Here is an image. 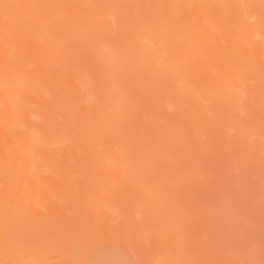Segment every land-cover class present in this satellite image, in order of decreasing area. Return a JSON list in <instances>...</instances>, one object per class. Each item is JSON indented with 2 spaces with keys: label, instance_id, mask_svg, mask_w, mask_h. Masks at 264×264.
Here are the masks:
<instances>
[{
  "label": "bare ground",
  "instance_id": "obj_1",
  "mask_svg": "<svg viewBox=\"0 0 264 264\" xmlns=\"http://www.w3.org/2000/svg\"><path fill=\"white\" fill-rule=\"evenodd\" d=\"M13 1L15 2V6H13L12 8H9V4L7 3L6 0H0V183L4 184L3 187H0V203L1 204H2L1 201L5 200L4 198L6 197V194H9L8 189L10 188V186L8 184H10L11 180H8L7 178L9 177L10 179H12V177L16 173L14 171L9 172L8 171V164H7L8 159L10 157H14L15 160H20L19 167L21 168L20 169L21 172L16 173V175L14 176L15 178L18 177V179H19V184L17 186L20 185L19 186L20 189L18 188L19 190L17 191V194L15 197H13V198L11 197L12 200L10 198V201L8 202L9 205H7V206L8 207L11 206L12 207L11 209H16L20 205L21 198H23L25 201H27V208L29 209L27 211L28 213L26 212V215H25V217L27 219H29V220L35 219L36 221H39V220L42 221V220H49V219L53 218L51 215L52 213L47 211V209H48L47 205H46V207H47L46 211L39 209V208L44 209V207H40V204H42L41 202H43V201L45 202L47 200L48 203L49 202L51 203L52 199H50L46 190L42 186H39L38 183L39 184H47L49 186H52L53 188H56V187L60 188V186L52 178V176H43V175L39 174V172L34 171V168H37L38 165L36 164L35 160L29 156H32V154H40V155L50 157L53 159V154L56 153V151L48 150V149L45 150V149H42L40 147H34V145L32 144L30 135H31V132L34 130H37L38 132H40L42 134L48 133L49 127H54L60 132H65V131L71 132L72 131L75 133V131L72 127V124H78V126L80 124L79 132L75 133V136H76L78 142L74 141V143L77 144V146H78V150H79V154H80L79 155L80 160L84 159V157L87 156V155H85V152L88 149L87 152L89 151L88 155L90 154V156H87L84 160H81V161L85 162V160L90 157L89 162L91 161L92 167H90V169L92 168V172H93V170L98 171L99 169L101 172V170L104 168V174L102 171L103 176H101V177H104L105 175L106 176L112 175L114 173V171L112 169L109 170L108 167L106 169L104 167L105 164L101 163V161L99 159V155L103 152H110V155L109 154L106 155L107 158L111 157V158H113V160L118 161L116 164L117 170L115 171L114 176H116L115 178H116V181L119 182V186H115L113 189H111L109 187H105V190L109 191L111 194H122V193H124V194H126V198H127V194L128 195L132 194V196H133V194H138L137 195V198H138L139 194H148V192H144L142 190L143 188H147L149 190V192H153V194H156L157 196L159 195L158 196L159 200L156 201V203L160 204V202L162 201L163 206H161V207H162V209L164 207L166 209V206H168V205H166L167 197L169 198L170 192L166 191L165 190L166 188L165 189H163V188H164V183L166 184V180L168 181V183L171 184V181L169 179L170 175H172V174L174 175L172 181H174V180L177 181V180H179V178H180V180L182 179L183 180L182 186L183 185L185 186V183H186L187 189H188L187 185H189V188H191L192 186L193 187L195 186L197 188V186H196L197 184L195 185V181H193L192 176L190 175L191 178H189L188 174H187V172L190 171L189 169H191V168H192L191 172L194 170L193 171L194 175L196 173V175H202L204 177L207 176L206 177L207 178L206 184L208 185V183L210 182L209 183V184H211L210 189H212L213 186L216 189V186H217L216 184L218 183V180L216 179V177H214V175L210 171H208V169L206 170V169L202 168L203 164L200 165L201 164L200 162H202V161H200L199 157L201 158L202 154L200 152L201 149L199 150L200 146H198V139H197L198 136L197 135H198L199 129L197 127L201 128L202 131L205 130V132H207L204 135L207 137V139L209 141L208 142V149H207L208 150L207 154H208L209 158H206V156H205V160H204V162L205 161L207 162V163H205L207 165V168L212 164L211 167L213 169L211 171L215 172L214 170L216 169V171H217V169H218L219 172H217L216 175L222 174V175H220V178H221V176L226 177V179H228V182H230V181L233 182V183L230 182L232 186H234L236 184L235 180H237L238 177L236 175H235V177H234V175H231L233 173L231 172L230 168L228 167L229 162H231L235 159L236 154H233V153H236V152L231 151L232 148L234 147V146H232L233 142H232V140H230V138L229 139H228V137L225 138V134H224L225 128H227L226 126H229L227 118H225V117L230 110L228 107L227 108L229 110L227 108H225L224 106H225V104L228 105L229 103L227 104L224 101L223 102L220 101L221 103H215L214 102V109L218 108V111L216 112V114L213 118H209L207 120L202 115V113L200 112L201 110L199 108H197V107L195 108L193 105H191V103H189L190 102L189 99L193 97L192 94L189 93V96L187 98L189 101L188 100L186 101V98H184V95H182V93L184 94V92L183 91L179 92L178 89L175 88L176 87L175 81L178 78L177 74L179 72L176 73V75H175L176 78H175V76L169 77L171 79V81H173L175 79L173 82L170 81L171 83H168L169 81H167L168 80L167 78L165 81H163V79L161 77V79H162V81H161V79H158L159 77H157V78L155 77V79H152V76L150 75V72L152 70L151 57H153V59L155 61V58H156L155 55L157 52L156 46L159 42L158 36H159L160 32H169V36L167 39H171V41H172L174 39L176 40V37H179V35L181 37L185 36L188 38L192 32L199 34V32L203 31L202 37H204V36L208 37V38L214 37L213 40L215 41V43L218 46L217 51L219 53V56H216V57L210 56L209 59L212 60V62L214 60H217L218 62L220 60H223V61L225 60L227 62L226 65H224L225 62L223 63L222 61H220L224 65V67H221L220 70L216 73L218 80L214 84L211 83L210 86L222 84L220 81V78H219L220 76H221V78L223 77L226 80L228 79L227 81H230L233 85H235L234 81H236V80H234L233 73L235 75L237 73V71L240 70L239 68H242V67L239 65H234V64L231 65L230 63H232L231 62L232 60L230 61L228 59L229 56L227 59H225L226 58L225 56H227L225 52H227L229 50L231 45H229L227 41L223 40L224 46L221 47V45H220L221 43L218 41V37H216L217 36L216 33L211 32L209 30V28L203 24L202 17L199 14L195 15V24H193L189 20V17L191 16V14H194L195 11L197 10L196 3L191 5L189 7V9H186V3H179V4L177 3L176 13L179 15V19L177 20L176 18L173 17V3L169 0H160V2H157V0H13ZM229 1L231 2V5L229 4L228 9L225 13V15H226L225 19L226 20L223 19L224 22L222 21V18H221L222 12H220L221 8L219 7V5H217V3L215 5L214 2L211 4L212 9L214 10V12H213L214 17L216 16L217 21L220 22L219 26H224V27L227 26L228 27V25H229L228 21H230L231 23L232 22L234 23L233 28H232L233 31L231 33L238 32L235 34L236 35H242V38L244 37L245 40L247 41V42L246 41L242 42V44L240 42L241 45L237 51L240 50V52H242L243 54H246V58H247L249 56L248 55L249 52L251 51L250 48H256L257 49L258 47L261 46V42H260L259 38H261V41H262V39L264 41V38H263L264 33L262 31V27L264 26V14L259 12V10L256 7H254V4H255L254 0H234V3L232 0H229ZM97 18H99V20H97ZM145 23L149 24V27L152 28V32H149V33L146 32L147 26H145ZM187 25H189V26L196 25V28L194 30H191ZM224 27H223V30H224ZM229 27H230V25H229ZM112 32H115L114 37L113 36L111 37ZM198 38H199V36H198ZM253 38H255V39L257 38L259 40V42L257 41L255 43H253V41H252ZM203 39H201V41H204ZM190 41H191V39H190ZM143 42L145 43V46L142 44ZM146 42H148V44H146ZM195 42L196 41H194V39H193V41L188 42V45L191 46ZM197 42H198V40H197ZM99 43H100V46H102V47L103 46L108 47V46H111L113 44H116L117 50H120L119 51L120 58L126 57L125 59L127 60V62H124L123 58L121 59L122 61H120L119 60L120 58H119L118 64L116 63V65H114V66L110 65L109 57L105 54L98 53V50L95 49L96 45H98ZM251 43H252V45L250 47ZM91 44H92V46L94 45V47H91ZM149 45H151L150 49H149ZM183 45L185 47L186 43ZM263 45L264 44H262V46ZM181 46H182V44H181ZM237 46H238V44H237ZM184 47H183V49H184ZM126 48L130 49V53L125 50ZM192 48H193V45H192ZM194 48H195V45H194ZM186 49H185V51L184 50H182V51L177 50L176 52H178V53H176L173 50L168 49V52L172 53V54H177V55H175V59L177 58L178 61H180L183 59L182 57H184L185 55L187 56L186 53H188V52H186ZM189 50L191 52V50L193 51L194 49H191V47H190ZM198 50L199 49H197V51ZM230 50L233 51V48H231ZM253 50L254 49H252V51ZM194 52L196 53V50ZM223 52H224V54H223L224 58L222 56H220L221 53H223ZM154 53H155V55H154ZM192 54H193V52H192ZM238 54H239V52H238ZM250 54H252V52ZM254 55H257V54L254 53ZM254 55H253V58H254ZM230 56H231V53H230ZM235 56H236V54H235ZM256 58H257V56H256ZM206 61L207 60H205V62H204V60H203V62L202 61H195L193 63V68L196 67L197 64L206 63ZM209 62H211V61L208 60V64H209ZM256 62L257 61H255V63ZM234 63H235V61H234ZM261 63H263V62H261ZM199 68H201V67H199ZM196 69H195V71H197ZM224 69H226V70H224ZM236 69H237V71H236ZM203 70H204V68H203ZM153 71H155V70H152V72ZM252 72H254V71H252ZM148 74H149V76H148ZM153 74L155 75L156 72H154ZM169 74L171 75L173 73L168 72V70H167L165 75L163 73L162 74L157 73V75H161V76L167 75L166 77H168ZM197 74H195L194 72L188 73L189 80L187 79V83L189 82L188 83L189 85H192L193 88L195 87L194 92L196 90H198L203 95L209 89L208 83L206 81H202V78H200L199 75L197 77ZM202 75H205V74H201V76ZM238 76H240L239 73H238ZM260 76L263 77V74H260ZM84 77H87L89 79V81H90L89 86L85 82ZM148 77H150L151 79H149ZM18 78H22V81L24 84L23 88L20 91L18 90V88L13 83V80L18 79ZM172 78H173V80H172ZM157 79L159 82L157 81ZM211 79H212V77H211ZM225 79H224V81H226ZM32 80H36V82L41 86L40 88H42L43 91H41L40 88L38 89L37 85L34 84L32 82ZM150 81L151 82L153 81L152 85H150L151 84ZM156 82H158V83L156 84ZM4 83H6L7 87L2 86V84H4ZM154 85H155V87H158V88L156 89L154 87ZM151 86L153 87V89L155 88V91L151 88ZM236 86H237V84H236ZM137 89L139 90V92H140V90H142L141 92H143V93H141V94L145 95L144 98H146L147 100L146 99L143 100V98H141V96L139 97L140 94L138 95L139 92H137ZM16 92H19L18 95L20 98V102L15 104L14 106H12V104L15 102L13 98H14ZM89 93L92 94V96H93L91 99H89L87 96ZM45 95H49V97L45 98ZM160 95H163V96H160ZM190 95H191V97H190ZM224 96L225 95H222V97H224ZM161 97H162V99H160ZM164 97L166 98V100L168 99L170 101V105H168V106H170V108H172V110L174 111V113L172 114V117L174 116V118H172L170 115H168L167 112H165L166 110H164V108H163L164 107L163 106L164 101H165ZM229 97L230 98L232 97L233 99H235L233 96H228V99H229ZM233 99H232V101H231V99H229L231 101V103H233ZM159 100L162 102L160 103ZM185 101L187 104H189V106L191 105L190 109L188 108V110H187V108L183 107V105H182L183 102H185ZM244 103L247 106L248 111L250 112V115L252 116L253 119L257 118L259 120L264 121V109L259 111L258 108L254 107L253 105L248 103L246 100H244ZM217 104H218V106H217ZM263 104H264V102H263ZM221 106H223V107H221ZM162 111H163L164 115L162 114ZM160 112H161V115L166 118L165 124H168V127H169L168 130L170 131V133H168V131H167V133L169 134L168 137L164 136V133L166 134V130H167L166 127H164V126L159 127L157 130H159L160 133H158V131H155V133H154V130H151V128H148L146 122L144 124L141 121L142 120L141 119L142 113L144 116L147 115V117L150 116L148 114H152V115L154 114L155 116L157 115V117L158 116L160 117V114H159ZM164 112L166 113V115ZM56 116H59L62 118L63 122L61 125H59L57 123ZM32 119L39 121V122H33ZM163 120H164V118H163ZM18 122H20L21 126L17 127ZM20 128H24L23 131H21V132L18 131V130H20ZM231 128H232V130L234 129L233 127H231ZM114 132L117 134H114ZM11 135L16 138L15 143H13L10 140ZM118 135L120 137H118ZM111 138H113V139H111ZM234 139H235V137H234ZM180 140L183 143V149L185 152L184 151L182 152L179 150V148L181 146ZM117 144H120V148L114 153L112 148L115 147V145H117ZM239 144H240V142H239ZM84 145L86 147V150H84V148L82 147ZM98 146H100L101 148L97 149ZM152 148L153 149L155 148L158 151L157 150L153 151ZM68 150H69L70 155L76 159L75 149L73 147H69ZM148 150L149 151L152 150L153 152L157 151V155L155 153L153 155V152L152 151L148 152ZM165 150H166L165 154L167 153L168 155H170V157L173 160L172 162H170V165H169V162L166 161L167 160L166 155L164 157L160 156V155L164 154L163 151H165ZM199 152H200L201 156L198 154ZM151 153H152V155H151ZM59 154L66 157L65 151H60ZM155 155H156V157H155V159H153ZM243 155H244V153H243ZM104 158H106V157H104ZM164 158H165V160H164ZM193 159H194V161H193ZM196 159H199L198 160L199 162H197ZM201 160H203V159H201ZM98 161H100V162H98ZM156 161L160 162V165H161L160 166L161 167L160 173H162V174H160L159 170H158L159 174L155 175L156 171H153V169H152V167H153L152 165L153 164L155 165L154 162H156ZM53 162H56V161L53 159ZM145 162H147V166H149V167L146 166ZM123 163L124 164L126 163L127 168H128L127 170H124V171L121 170L120 166L122 167ZM171 163H172V165H171ZM157 164H159V163H157ZM13 166L17 167V165L15 163H13ZM86 166H87V164H86ZM156 166H154V167H156ZM88 167H86L87 170H88ZM177 167H178V169H177ZM211 167H209V169H211ZM145 168H147L148 172L145 170ZM174 168H176V170H178V172L175 171ZM105 169L107 171H105ZM173 170L176 173H178V176L173 173L174 172ZM149 171L151 173V176L153 175V177H151L149 175ZM182 171H184L183 174H185V173L187 174V176H185L186 174L184 175L185 179L183 178V174H181L182 177H181V175H179V172L182 173ZM163 172H165V173H163ZM168 172H169V174H168ZM116 173H118V174H116ZM170 173H172V174H170ZM132 175H134V176L138 175L139 176L138 181L140 183L137 184L136 186H135L134 182H132L130 180L131 178L133 179V177L130 178V176H132ZM95 176H96V174H95ZM172 176H170V177H172ZM175 176H176V178H175ZM4 177H6V178L4 179ZM90 177H91V174H90ZM98 177H100V173H99ZM98 177H95V178L93 177L92 181L90 182V183H92L91 186L93 187V195H95V196H97L96 194H99L96 191V186H97L96 183L98 182V180H97ZM147 177H148V180H147ZM160 177L162 179H163V177L164 178L166 177L168 179H163V181H162V179H160ZM187 177H188V179H187ZM208 177H209V179H208ZM233 177H234V179H233ZM247 178H248V176H247ZM156 179L158 182H155ZM159 179H160V181H159ZM210 179H212V181H210ZM259 179H260V177H259ZM145 180L148 181V183L150 180L151 185H152V182H155V184H153V185H156V186L151 187V185H150V187H149V184H147V182H145ZM164 180H165V182H164ZM216 180H217V182H216ZM222 180H223V178H222ZM175 181L173 182V184L176 183ZM159 182L163 188L158 185ZM178 182L180 183V181H178ZM88 183H89V180H88ZM179 183H178V185H179ZM140 184H142L143 188H140V186H138ZM202 184H205V183L203 182ZM246 184L250 185V183H245V185ZM258 184H260V183H258ZM218 185H219V183H218ZM248 185H246V187ZM252 185L254 186V184L251 183V186ZM65 186L68 187L67 185H65ZM168 186L169 185L167 184L166 187H168ZM182 186L180 183V188H178V189L183 190L182 193L181 194L178 193V196H177V194L175 192L176 197H174L171 194L172 197H174V200L172 198L171 199L169 198L168 204L171 202L169 204V206L170 207L173 206V208H174V206L176 208L180 207L179 210H182L181 209L182 205L185 208L188 206V209L187 208L186 209L190 210V212L192 210V208H189L190 204H193L192 206H194V207H196V205H198L197 201H196V198H198V197H194V195L205 194V193L200 194V192H199V191H202L203 188L206 191V195L208 196L209 200L211 198L215 197L216 193L217 194L219 193L220 188L222 189V187H220V185H219L217 188L218 190L216 189V190H213L214 192H211V191L208 192V190L205 189V186L200 185L199 189L194 188L192 191L190 190L191 192L189 191L190 194H188L186 192L187 189H185V187H182ZM208 186H206V188ZM253 186H252V188L249 187L248 193H247V191H248V188H247V191H246L247 197L246 196L245 197L248 199L250 206H254L255 208H258L260 206V203H261L260 200L258 201L259 205H258V202H257V205L251 204V202L255 203V198H256L255 196L252 195L254 193V191H256L253 189ZM174 187H175V185L171 189V191H173V194H174ZM23 188H25V189L23 190ZM170 188H171V186H170ZM233 188H235V187H233ZM176 189H177V187H176ZM221 189H220V193H222V195L219 194L220 195L219 200H221V197L223 195L227 196V195H225V191L223 193V191ZM252 189H253V192H251ZM68 190L70 191V189H68ZM194 190H195V192H194ZM80 191H81V189H80ZM80 191H78V193ZM234 191H235V189H234ZM240 192H241V190H240ZM210 193H212V195L214 193L213 196L210 195L211 198L208 195ZM72 194H74V192H72ZM206 195H205V198H206ZM257 195H258V193H257ZM95 196H92V197L94 198ZM157 196L153 195L154 198ZM74 197H76V195H74ZM101 197H103V196H101ZM153 197L151 199L150 197L147 196L148 200H146V201H150L151 207H154L155 211H154V209H151L150 207H148V209L146 208L147 210L143 215H146L145 220H147L149 222L148 223L146 221L147 224L151 223L150 226L153 225V227H154V225H156L157 223L160 225V223H163V222L167 223V221H164L166 219L165 214L162 212H159V210L160 211L162 210V209H159L161 207H157L153 204V201H154ZM187 197H189V200H186ZM193 197L195 199L194 202L196 203V205H194V202H192ZM203 197H204V195H203ZM252 197H253L254 201H253ZM44 198H45V200H44ZM70 198L72 199L73 197L70 196ZM135 198H136V196H135ZM160 198H161V200H160ZM178 198L183 199L182 204L181 203L180 204L178 203L179 205L175 204L177 202ZM217 198H218V196H217ZM227 198L229 199L230 197L228 196ZM246 198H245V200L247 201ZM138 199L140 200L141 198L139 197ZM223 199L224 200H222V201H224V202L227 201V203H229V204L233 203V201H234L232 198H230L229 200L226 198H223ZM73 200H74V198H73ZM88 200H89V198H88ZM119 200H120V197L118 199V205L116 204L117 208H120L119 207V205H120ZM130 200H131V198L129 199V201ZM172 200H173V203L175 202L174 205L172 204ZM230 200H231V202H230ZM39 201H41V202H39ZM135 201H136V199H135ZM140 201H136V202H140ZM189 201H191L192 203ZM210 201H207V198H206V203L210 204ZM212 201H215V199H212ZM238 201L240 202L239 196H238ZM246 201H245V203H246ZM38 202L40 203V204H38L39 206L38 205H37V207L34 206ZM105 202H106V199H105ZM184 202L186 204L188 202L189 203L186 205V204H184ZM224 202H223V204H224ZM242 202L244 203V201H242ZM122 203H123V201H122ZM204 203L202 205H204ZM227 203H226L227 206L225 205V207L227 208L229 206V209L231 210V207L232 206L234 207L235 203H233L231 205H228ZM5 204H7V203H5ZM55 204L57 205L58 203H55ZM55 204L53 203V205H55ZM125 204H126V200H125ZM131 204H132V206H134L133 203H131ZM134 204H135V207H137V204L135 202H134ZM141 204L143 207L142 202H141ZM141 204H140V208H141ZM211 204H213V202H211ZM128 205L130 206V204L127 203V207H128ZM177 205H178V207H177ZM202 205H200V206H202ZM108 206H110V205H108ZM58 207H59V209L56 208L57 209L56 211H58V210H59L58 212H60V210L63 211L64 208H61V205L60 206L58 205ZM112 207H113V209L116 208L115 205L114 206L111 205L110 208L112 209ZM122 207H121L123 210L122 213H124L125 216H127L128 215V212H127L128 210L126 209L127 207H125V208H124V206H122ZM146 207H147V205H146ZM263 207H264V204H263ZM263 207H262V209H263ZM93 208H96V206ZM110 208H108V209L110 210ZM156 208L159 210L156 211L157 210ZM88 209H89V207H88ZM108 209L106 208V210H107L106 212H108ZM129 209H131V208H129ZM144 209H145V206H144ZM165 209H163V210H165ZM186 209L184 210V212L180 211L179 214L175 213V215L174 214L170 215L169 212L166 213L167 214L166 217H168V215H170V217H172V216L175 217L177 215L180 216L181 220L180 219L178 220L177 225L174 224V226L178 227V229H176V227L172 226V228L174 230H176L177 233H176V231H174L172 233L171 231H173V229L169 230V233L172 235L175 234V236L177 234V237H179L178 242H180L179 247L181 246L180 244L183 245V242L185 243V241H187L186 245H188V246L182 247L183 250H180L181 248L180 249L177 248V251L180 250V252L181 251L182 252L181 253L179 252L180 253V255H178L179 257L175 256L172 260H174V261L177 260L178 262H180V264H195L194 263L195 259L192 258L194 256H190L191 246H192V252L194 250H197L199 252V254L197 253L198 257L200 255L199 258H201V254H204V252L202 253V251H203V248L205 247V249L207 250V252L209 254V256H207L206 260L208 262H210L209 264H211V262L213 263L214 255H215V254H212L211 251H213V253L217 252V250H216L217 245L222 249V246H223L222 244L227 239L226 237H224V241H222V238H220V237L221 236L223 237V235L225 236L226 233H227V236L230 235V237H233L234 232H232V236H231V234L226 232V230L224 229V227H225V224H224L222 229H224V231L226 233L223 234V231L219 232L218 233L219 237H218V234L217 235L214 234L215 237H217L218 239L215 240L216 238H214V237H213L214 238L213 240H212V238H210L211 241L209 239L210 243L212 241H215V242H212V246L209 243L208 246L204 245V247H203V245H201V241H199V243L197 244L199 246H197L196 245L197 241H196L195 242V249H194V240H192V242H190L191 239H189V237L187 238L188 235L192 236V233L189 234L188 231L185 230V226L183 224L184 222L182 224H180L182 221V217H183L182 215H186V213H187ZM252 209H253V207H252ZM54 210H55V208H54ZM89 210L90 211H88V214L91 217L94 212L93 213L91 212L93 210V209L91 210V208ZM115 210H118V209H115ZM167 210L169 211L168 208H167ZM193 210H196V209H193ZM235 210H236V213L238 212V214H241L239 212L243 211L245 216L246 215L248 216V214H249V217L252 216L254 218V214L251 213V215H250V212L246 211V208L244 210L239 209V211H238V209L235 207H234V210L232 209L230 212L232 217L235 216L234 215ZM256 210L258 212L260 211L258 213V215L261 213L263 215V211L260 210V208H258ZM103 211L101 209L100 212L98 211L97 213H95L97 216L96 215L93 216L94 220H95V217H96V219H98V220H96L97 222L95 224L96 226H98V228H99V220L104 219V223H103L102 227L100 226L101 231H99L98 233H96L94 235V237L90 240L91 241L90 244L87 246V248L82 253V256L80 257V264H83L84 259L90 250H92L94 247H96L98 245H101V244H104L107 242H115V243L121 245L122 247L127 249L133 255L135 260L139 263L140 262V256L136 250V243L134 241V238H135L134 236H135L136 231L139 229V226L137 225L135 227L136 224L133 223L134 224L133 225L132 222L129 223V221H131L130 216L132 215V213H131V215H129L128 218L125 217V219H123V221L121 220L122 222L126 223V228L123 227L124 223L122 224L121 221H120L121 225L118 222L119 225L117 226V223H116L117 228H111L112 226L109 227L106 224V222L108 220V217H109V219L111 218L110 215L112 216V214H111L112 212L109 211L108 213H106ZM137 211H138V209H137ZM89 212H91V213H89ZM175 212H178V210L176 209ZM243 212H242L241 216L237 214L238 218L236 216V219H235V217H234V219L237 220V219H239V217H241L242 220L244 221L243 223H245L246 219H247L248 222H250L251 224L253 223V227L255 226L254 228H257L256 230L258 231L257 232L249 224L250 230H248V228H247V230L246 229L242 230V235L244 234V238H245V235H247V238L245 240H248V236H251V232L253 231V229L256 232L255 233L256 236H257V233L260 235V232H259L260 229L258 227V224H254V222H257V220L255 221L257 214L255 213L254 221H252V219H248L247 216H246L247 218L245 217V219H243L244 218ZM2 214H3V211L0 212V219H1L0 222H2V218H1ZM195 214H196V212H195ZM195 214H194V216H195ZM199 214L201 215V213H199ZM53 215H55V214H53ZM56 215H57V212H56ZM138 215H140V214H138ZM132 216H131V218H132ZM178 216H177V218H178ZM6 217H8V216H6ZM18 217H20V214ZM112 217L114 218V215ZM190 217H191V215H190ZM201 217H202V215H201ZM201 217H200V219H201ZM258 217L261 220V218H260L261 216H258ZM258 217H257V219H258ZM263 218L264 217H262V219ZM116 219L118 220V218H116ZM212 219L208 218V219H205V221L203 220V222L204 223L206 222V224H204V223L201 224V227L198 229L199 233H198V231H196L192 228H190L189 232H191V230H194L193 231L194 234L196 233V234H198V236H199V234H204L205 232L203 233V230L201 231L202 225L210 224V227H211L212 226L211 225ZM216 219H215V222H213L212 227L216 226V222L218 221V220L216 221ZM26 220H25V222H26ZM153 220L156 221L155 224L152 223V222H154ZM209 220L211 223H209ZM90 221H92V220H90ZM114 221H116V220H113V222ZM172 221H173V219H172ZM207 221H208V223H207ZM111 222H112V220H111ZM142 222H143V220H142ZM137 223H138V221H137ZM240 223H239V225H241ZM167 224H170V222ZM220 224H221V222H220ZM159 225H158V227H159ZM190 225H191V223H190ZM71 226H72V224H71ZM145 226H147V225L145 224ZM183 226H184V228H183ZM217 227H218V223H217ZM228 227H226V228H228ZM20 228H19V230H21ZM24 228H25V226H24ZM194 228H195V226H194ZM196 228H198V227H196ZM0 229H1V227H0ZM3 229H4V227H3ZM230 229H231V227H230ZM17 230H18V228H17ZM231 230H233V227ZM10 231H12V230L10 229ZM25 231L27 232V228ZM138 231L136 233V236L140 235L139 234L140 231H139V233H138ZM157 231L160 232L159 229ZM228 231L230 232L229 229H228ZM244 231H245V233H244ZM2 232H3V230H2ZM166 232H167V229H166ZM74 233H75V231H74ZM74 233H73V229L71 228L70 234L68 236H65L62 238V240L59 244L58 250H57L58 254H60L62 257H68V256L70 257V255H72L73 245H74V243H73ZM142 233H144V230H142ZM249 233H250V235H249ZM161 234H163L162 231H161ZM178 234H179V236H178ZM206 234L207 233H205V235ZM220 234H221V236H220ZM154 236H151L149 241L151 240V242H153L154 240H156L157 236L156 237H154ZM175 236L172 237L173 242L175 240H177V239L174 240ZM3 237L4 236H2V234L0 233L1 243H2ZM184 237H185V240H184ZM141 238L142 237L139 236V240ZM159 238H160V241H164V240H162L163 235L160 236ZM219 238L221 239L220 241L222 242V244L220 243ZM137 239H138V237H137ZM188 240L190 243H188ZM157 241H158V239H157ZM173 242L168 241V239H167V242L165 240V242L162 244L167 245V243H168V245H169L170 243H173ZM217 242H219V244H216ZM231 243H233V242H231ZM162 244L159 242L158 246L161 247V246H163ZM175 244H177V241L175 242ZM213 244H214V246H213ZM261 244H262V242H261ZM2 245H3V243H2ZM210 246L213 247V250H211ZM227 246H228V244H227ZM235 246L230 245V246H228V248H233V247L237 248L238 245H235ZM9 247H10V249H12V251L6 249L7 252L18 253L19 255H20V252H22L21 248L17 250L18 247L17 248H15V246L14 247L9 246ZM153 247L154 246H152V248ZM241 247H242V245H241ZM263 247L264 246H262V248ZM2 248H3V246H2ZM2 248H0V255L2 252H4ZM6 248H7V246H6ZM223 248H224L223 250H226L225 246ZM238 248H239V246H238ZM172 249H173V251L176 250V248H172ZM23 250H24V248H23ZM187 250H188V252H186ZM214 250H215V252H214ZM173 251H170L169 255H171L173 253ZM207 252L204 255H207ZM182 254L184 257H182V259H179L180 256H182ZM192 254L193 253H191V255ZM195 254H196V251H195ZM173 255H175V253H173ZM211 255H212V257H211ZM6 256L7 255H4V257H2V258H6ZM48 256H50V255H48ZM47 257L42 258L40 260H37L34 263H32L30 261H28V262L26 261L27 262L26 264H45V261L48 260ZM176 257H177V259H175ZM189 257H191L192 259ZM208 257H209V260H208ZM215 257L217 258L216 255H215ZM199 258H197V260ZM15 259H16V256H15L14 260ZM167 259H169V258L166 257L165 260L163 259V262L161 264H170V263L171 264H178V262L176 263L174 261L172 263L171 259L167 262ZM210 259H212V260H210ZM219 259H220V257H219ZM201 260H202V264H203L204 261L202 258H201ZM198 263L200 264V262H198ZM23 264H25L24 261H23ZM204 264H206V263H204Z\"/></svg>",
  "mask_w": 264,
  "mask_h": 264
},
{
  "label": "rangeland",
  "instance_id": "obj_2",
  "mask_svg": "<svg viewBox=\"0 0 264 264\" xmlns=\"http://www.w3.org/2000/svg\"><path fill=\"white\" fill-rule=\"evenodd\" d=\"M6 1L9 4V8H12L13 6H15V2L13 0H6ZM169 1H171L173 3V17L176 18L177 20L179 19V15L176 13L177 3L178 4L179 3H186V9H189V7L191 5L196 3L197 10L195 11L194 14H191V16L189 17V20L193 24H195V15L199 14L202 17L203 24L206 25L211 32L216 33V35H217L216 37H218V41L221 43L220 44L221 47L224 46V41H227L228 44L231 45L229 50L227 52H225L227 55V56H225L226 57L225 59H227L229 56L228 59L230 61L232 60L231 61L232 63H230L231 65L234 64V65H239L242 67V68H239L240 70H238V71L236 69V71H237V73H236L237 75L235 74L236 76L233 73L234 80H236V81H234L235 85H233L230 81H227L228 79L226 80L225 78H223V77L221 78V76H220L219 78H220V81L222 84L210 86L211 83L214 84L218 80L216 73L220 70L221 67H224V65H226V63H227L225 60L224 61L220 60L223 63L225 62L223 65L220 61L218 62L217 60H214L212 62V60L209 59L210 56L211 57L219 56V53L217 51L218 46L215 43V41L213 40L214 37L213 38L212 37L208 38L205 36L202 37L203 31H201V32H199V34L192 32L188 38L185 36L181 37L179 35V37H176V40L174 39L175 41L174 40L171 41V39H167L169 36V32H160V34L158 36L159 42L156 46V49H157L156 55L154 53V55L156 57V58L154 57L155 61H154L153 57H151L152 70H155V71L152 72V70H151V72H150L152 79H155V77L156 78L159 77L158 79H161V77H162L163 81H165L167 78L168 79L167 81H169L168 83H171L175 80V79L173 80V78H172L173 81H171V79L169 77L175 76L176 73L179 72L177 74L178 78L175 81V86H176L175 88L178 89L179 92L180 91L184 92V94L182 93V95H184V98H186V101L188 100L187 98L189 96V93L192 94L193 97L189 99L190 100L189 103H191V105H193L195 108L196 107L199 108L201 110V111L200 110L199 111L202 113V115L207 120L209 118H213L215 116L216 112L218 111V108L214 109V102L215 103H221L220 101H222V102L224 101L227 104L229 103L228 105L225 104V106H224L225 108L228 107L230 109L229 110L227 108L229 110V112L227 113L225 118H227L229 126H226L227 128H225L224 134H225V138L228 137V139L230 138V140H232V142H233L232 146H234V147L232 148L231 151L236 152V153H233V154H236L235 159L233 161L229 162V164H228V167L230 168L231 172L233 173L231 175H234V177L236 175L238 177V179L235 180L236 184L234 186H232L230 183L232 181L228 182V179H226V177H224V176H221V178H220V175H222V174L216 175L217 172H219L218 169H217V171H216V169L214 170L216 173L211 171L213 169L211 167L212 164L209 166V167H211V169H209V167L207 168V165L205 164L207 162L206 161L204 162V160H205V156H206V158H209L208 154H207L209 141H208L207 137L204 136L205 133H207V132H205V130L202 131V129L199 127H197L199 129L197 139H198V146H200L199 150L201 149L200 152L202 154V156H201L200 152L198 153L201 156V158L199 157V159H200V161H202V162H200L201 164L200 163L199 164L200 165L203 164L202 168H204L206 170L208 169V171H210L214 175V177H216L220 187H222V189L221 188L220 189L223 191V193L225 191V195H227V196L223 195L221 197V200H219L220 195H222V193H220V189H219V193L218 194L216 193L215 197H213V198H211V196H210V195H212V193L208 194L211 198L210 199L211 201H210L208 196L206 195V191L203 188L204 191L202 190L199 192H200V194L205 193V194H203L204 197L202 194L201 195H199V194L194 195L193 194L194 197H198V198H196L198 205H196V203L194 202L195 199L193 197L192 202H194V205H196V207L192 206L193 204H190L189 208H192L191 212H190V210H187L188 206L186 207L187 208L186 209L183 205L181 206L182 210H179L180 207H178V205L180 203L181 204L183 203L182 198H180V199L178 198L177 202L176 203L174 202L175 204L179 203L177 205L178 208H176L175 206H174V208H173V206L170 207L169 204L171 202L168 204L169 198L170 199L172 198L174 200V197H176L175 192L178 196V193L181 194L183 191L182 189H178V188H180V183L182 186L183 180L182 179L180 180V178H179V180H177V181L174 180L177 184L176 183L173 184L174 181H172V180H173L174 175L172 173H170L173 175V176L170 175L172 177H170L168 175L169 179L171 181V184L168 183L167 180H166V184L164 183V188L162 187V185H160V182L158 184L160 187H162L163 189L166 188L165 190L170 192L169 198L167 197V202H166V205H168V206H166V209H165V207L163 208L165 210H163L161 207V206H163L162 201L160 202V204L156 203V201L159 200V197H158L159 195L157 196L156 194H153V192H149V190L147 188H143L142 184H140L138 186H140V188H143L142 190L144 192H148V194H139L141 201L138 199L139 197L137 198L138 194H133V196H132V194H130V195L127 194V198H126V194H124V193H122V194H111L109 191L105 190V187H109V188L113 189L115 186H119V182L116 181V178H115L116 176H114L115 171L117 170L116 164L118 161L113 160V158H111V157L107 158L106 155L107 154L110 155V152H103L99 155V159H100L101 163L105 164L104 167L106 169H107V167L109 170L112 169L114 171V173L112 175H108V176L105 175L104 177H101V176H103L102 171L104 174V168L101 170V172H100V169L98 171L93 170V172H92V168L90 169V167H92L91 161L89 162L90 157L87 158L85 160V162L81 161V160H84L87 156H90V154L88 155L89 151L87 152L88 149L86 150L85 145L82 146L84 148V150H86L85 155H87V156H85L84 159L80 160V156H79L80 154H79L78 146H77V144L74 143V141L78 142L77 138L75 136V133L79 132L80 124H79V126H78V124H72V127H73L75 133L72 131L71 132H69V131L60 132L54 127H49V132L44 133V134L38 132L37 130H34L31 132V135H30L31 141H32V144L34 145V147H40V148L45 149V150L48 149V150L56 151V153L53 154V159L56 162H53L52 158L46 157V156H43L40 154H32V156H29V157L34 159L36 164L38 165L37 168H34V171L39 172V174H41L43 176H52V178L59 184L60 188H58V187L53 188L52 186H49L47 184H39L37 182L39 186H42L46 190L50 199H52V202L54 204L55 203H58V204L53 205L52 202H51L52 204L50 202H49L50 203L49 204L47 202V200L45 202L42 200L43 202L39 201L42 204H40L38 202L37 204L34 205L37 207V205L40 204V207H44L45 210L41 209L39 207L38 208L40 210H43V211H46V209L48 207L47 211L52 213L51 215L53 218H51L49 220H42V221H40V220L36 221L35 219L29 220L25 217L26 212L29 209L27 208V201H25L23 198H21L20 205L16 209H11L12 208L11 206H9L10 207L9 208L7 205H9L8 202L10 201V198L15 197L17 194V191L20 189V187H19L20 185L17 186L19 184V179L17 176H16L17 178H15L14 176L16 175V173L21 172L20 171L21 168L19 167L20 160H15L14 157H10L8 159V162H7L8 171L9 172L14 171L16 173L14 176L12 175L13 176L12 179H10L9 177L7 178L8 180H11L10 184H8L10 186V188L8 189L9 194H6V197L4 198L5 200L1 201L2 204L0 203V210L3 211V214L1 215L2 222H0V227H1L0 233L2 234V236H4L2 239L3 245L1 243V238H0V248H2V246H3L2 249L4 251L0 255V264H23V261L25 264L28 261L34 263L37 260H40L42 258H46L48 255H50V256L47 257L48 260H46L47 262L45 261V264L46 263L47 264H56V263L57 264L58 263L59 264H80V257L82 256V253L87 248V246L90 244V242H91L90 240L94 237V235L96 233H98L99 231H101L100 226L102 227V225L104 223V219L99 220V228H98V226L95 225L97 222L96 220H98V219H96V217H95V220H94L93 216H95L96 215L95 213H97L98 211L100 212L101 209H102V211L104 210L103 212H106L107 211L106 208L107 209L110 208L111 205H113V206L115 205L116 208L113 209V207H112V209L111 208H110V210L108 209V212L110 211V212H112L111 213L112 216L114 215V218H113L109 214L111 218L109 219V217H108V220L106 222V224L109 227L112 226L111 228H117L120 221L121 220L123 221V219H125V217L128 218L129 215H131V213L133 216L131 215L132 218L130 216L131 221H129V223L132 222V224L133 223L136 224L135 227L137 225L139 226L138 230L140 231V233L138 230L137 231L140 235L136 236V233H137V231H136L135 236H134L135 237L134 241L136 243V250L140 256V262L138 263L135 260V258L133 257V255L127 249L122 247L121 245H119L115 242H107L104 244H115V245H105L104 247H102V246L100 247V249L98 251V255L101 258L102 262L105 264H161L163 262V259L165 260L166 257L169 258V259H167V262H168L170 259L172 260L175 256L180 255V253L182 252V251L180 252V250H183L182 247H185L188 245H186L187 241H185V243L183 242L184 246L182 244H180L181 246L179 247L180 242H178L179 237H177V234L175 236V234L172 235L169 233V230L173 229L172 226H174V224L177 225L178 220L179 219L181 220L180 216H178V215H177L178 218H177V216L170 217V215L171 214L175 215V213L179 214L180 211L184 212L185 209L187 210V213H186V215H182L184 218L182 217V221H181V223L180 222L179 223L182 224L184 222L183 224L185 226V230L188 231L189 234L192 233V236L188 235L187 238L189 237V239H191L190 242H192V240H194V249H195V242L196 241H197L196 245L199 243V241H201V245H203V247H204V245L208 246V244L210 243L209 242L210 238H212V240L214 238H216L215 240L218 239L217 237H215L214 234L217 235L219 232L223 231V234L228 232L232 236V232H234L233 237H230L229 234H228L229 236H227V233L225 234V236L223 235V237L221 236L222 233L220 234V236H221L220 238H222V241H224V237H226L227 242L225 241L222 244V242L220 241L221 239L219 238V241L223 246L221 249L217 245L218 246V247L216 246L217 252H215V250H214L215 253H213V251H211L212 254H215L217 256V258H216L214 255V260H213V263L211 262V264H264V247L262 248V246H264V234H263L264 233V220H263L264 218L262 219V217H264V207H263V204H264V183H263L264 182V121L259 120L257 118L253 119L252 116L250 115V112L248 111L247 106L244 103V100H246L248 103H250L254 107L258 108L259 111L264 109V104H263V102H264V79H263L264 78V45L262 46V44H264V41H263V39L261 41V38H259L260 42H261V46L258 47L257 49L256 48H250L251 51L249 52V54H248L249 56L247 58H246V54H243L242 52H240V50L237 51L238 48H240V45L242 44V42L246 41L245 38L244 37L242 38V35H236L235 34L238 32H233L234 34L231 33L233 31V29H232L233 24H234L233 22L231 23L230 21H228L230 27H229V25H228V27L225 26L226 28L224 26H219L220 22L217 21L216 16L214 17V13H213L214 10L212 9V5H211L213 2L215 3V5H216V3H217V5H219V7L221 8L220 12H222L221 18L223 21V19L226 20L225 19V17H226L225 13L228 9L229 4L231 5V2L229 0H169ZM232 1L234 3V0H232ZM157 2H160V0H157ZM254 2H255L254 7H256L259 10V12L264 14V0H254ZM97 20H99V18H97ZM145 26H147V28H146L147 33L152 32V28L149 27V24L145 23ZM187 26L191 30H194L196 28V25H194V26L187 25ZM223 27H224V30H223ZM262 31L264 33V26L262 27ZM112 36L113 37L115 36V32L111 33V37ZM198 36H199V38H198ZM190 39H191V41H193V39H194V41H196L194 44H192L193 48H192V45L191 46L188 45V42H191ZM201 39H203L204 41H201ZM197 40H198V42H197ZM252 41H253V43H255L257 41L259 42V40L257 38L256 39L253 38ZM144 42L142 44L145 46ZM240 42H241V44H240ZM185 43H186V45L184 47L183 44H185ZM146 44H148V42H146ZM181 44L184 47V49L181 46ZM237 44H238V46H237ZM194 45H195V48H194ZM251 45H252V43L250 44V47H251ZM91 47H94V45L92 46V44H91ZM190 47H191V49H194L193 51L191 50V52L189 50ZM150 48H151V45H149V49ZM231 48H233V51L230 50ZM95 49L98 50V53L107 55L109 57L110 65H112V66L116 65V63L118 64L119 60L122 61L121 60L122 58L124 59V62H127V60L125 59L126 57L120 58V56H119L120 50H117L116 44H113V45L108 46V47H104V46L102 47V46H100V43H99L98 45H96ZM168 49L173 50L175 52L177 50H181V51L184 50L185 51V49H186V52H188V53H186L187 56L185 55L184 57H182L183 59L181 58L182 60H180L181 61L180 62V61H178L177 58L175 59V55H177V54L169 53ZM197 49H199V50L197 51ZM252 49H254V50L252 51ZM125 50L130 53L129 48H126ZM195 50H196V53L194 52ZM192 52H193V54H192ZM238 52H239V54H238ZM251 52L253 55H254V53L257 54V55H254L255 59L253 58V55L250 54ZM176 53H178V52H176ZM230 53H231V56H230ZM223 54H224V52L221 53L220 56H222L224 58ZM235 54L237 57L235 56ZM256 56L258 59L256 58ZM203 60H204V62H205V60H207L206 63H200L201 65L197 64V66L193 68V63L195 61H202L203 62ZM208 60L211 61V62H209V64H208ZM234 61H235V63H234ZM255 61H257V62L255 63ZM261 62H263V63H261ZM198 66L201 68H199ZM203 68H204V70H203ZM195 69L197 71H195ZM167 70H168V72L173 73V74H171V75L169 74L168 77H166L167 75L164 76L166 74ZM224 70H226V69H224ZM252 71H254V72H252ZM154 72H156L155 75L153 74ZM192 72H194L195 74L198 73L197 77L199 75V77L202 78V81H206L208 83L209 89L207 90V92L205 94L202 95V93L198 90H196L194 92L195 87L193 88L192 85L188 84L189 82L187 83V79L189 80L188 73H192ZM157 73L158 74L163 73L164 75L163 76L157 75ZM238 73L241 77L238 76ZM201 74H205V75L201 76ZM260 74H263V77H261ZM148 76H149V74H148ZM211 77H212V79H211ZM148 78L151 79L150 77H148ZM175 78H176V76H175ZM84 79H85V82L89 86V83H90L89 79L87 77H84ZM158 79H157V81H158ZM162 79H161V81H162ZM224 79L226 81H224ZM32 82L37 85L38 89L41 87L36 82V80H32ZM158 82H156V84ZM13 83L18 88L19 91L24 86L22 78H18V79L13 80ZM152 84H153V81L151 82L150 85H152ZM236 84H237V86H236ZM2 86L7 87L6 83L2 84ZM154 87H155V85H154ZM151 88L153 89L152 86H151ZM155 88L157 89L158 87H155ZM155 88L153 89L154 91H155ZM40 90L43 91L42 88H40ZM141 91L142 90H140V92H139V90L137 89V92H139L138 95L140 94L139 97L141 96V98H143V100H145L146 99V98H144L145 95H142L141 93H143V92H141ZM18 94H19V92L15 93V96L13 98L15 102L12 104V106H14L15 104L20 102V98H19ZM222 95H225V96L222 97ZM87 96L89 99H91L93 97L92 94H90V93ZM160 96H163V95H160ZM228 96H233L235 98V99H233L232 97L231 98L229 97V99H231V101L233 99V103H231V101L228 99ZM48 97H49V95H45V98H48ZM190 97H191V95H190ZM160 99H162V97ZM186 101L183 102L182 105H183V107L187 108V110H188V108L190 109L191 105L189 106V104H187ZM159 102L161 103L162 101L159 100ZM168 105H170V101L168 99L166 100V98H165L164 105H163L164 107L163 106L162 107L164 108V110H166L165 112H167V114L172 117V114L174 113V111ZM217 106H218V104H217ZM221 107H223V106H221ZM163 111H162V114H163ZM159 114H160V117L159 116L157 117V115L155 116L154 114L153 115L148 114L150 116L147 117V115L144 116L142 113V118H141L142 120L141 121L144 124L146 122L148 128H151V130H154V133H155V131H158V133H160L159 130H157L159 127H162V126L166 127L167 130H166V134L164 133V136L168 137V135H169L168 133H170V131L168 130L169 129L168 124H165L166 118L161 115V112ZM165 115H166V113H165ZM161 116L164 118V120ZM172 118H174V116ZM56 121L59 125H61L63 122L62 118L59 116H56ZM33 122H39V121L33 120ZM17 124H18L17 127L21 126L20 122H18ZM231 127H233L234 129L232 130ZM23 129L24 128H20V130H18V131L21 132V131H23ZM167 131H168V133H167ZM114 134H117V133L114 132ZM118 137H120V136L118 135ZM234 137H235V139H234ZM111 139H113V138H111ZM10 140L13 143L16 142V138L12 135L10 136ZM239 142H240V144H239ZM180 145H179L180 146L179 150L183 152L184 149H183L182 141H181ZM69 147H73L75 149L76 159L70 155L69 150H68ZM100 148H101L100 146L97 147V149H100ZM119 148H120V144H117V145H115V147L112 148V150L115 153ZM155 150H157V149L154 148L153 151H155ZM60 151H65L66 157L59 154ZM151 151L152 150H150V151L148 150V152H151ZM157 151L153 152V155H154V153L157 155ZM165 152H166V150L163 151L164 154H162L160 156L164 157L166 155V159H167L166 161L169 162V165H170V162H172L173 160L170 157V155H168L167 153L165 154ZM243 153H244V155H243ZM151 155H152V153H151ZM156 155L154 156L153 159H155ZM104 157H106L107 159ZM199 159H196L197 162H199L198 161ZM201 159H203V160H201ZM164 160H165V158H164ZM100 161H98V162H100ZM193 161H194V159H193ZM13 163H15L17 165V167H14ZM145 163L147 166V162H145ZM154 163H155V165L154 164L152 165L153 166L152 169H153V171H156V173H155V175H156V174L160 173V169H161L160 166L161 165H160V162H157V161ZM157 163H159V164H157ZM86 164H87V166H86ZM171 165H172V163H171ZM154 166H156V167H154ZM86 167H88V170L86 169ZM147 167H149V166H147ZM120 168L122 171L128 169L126 163L125 164L123 163L122 167L120 166ZM106 169H105V171H107ZM174 169H175V171L178 172V170H176V168H174ZM177 169H178V167H177ZM191 169H189L190 171L187 172L188 177L191 178V176H192V179H193V181H195V185L197 184L196 186L198 189H199L200 185L205 186V189L208 190V192L209 191L214 192L213 190H216L218 188L219 185L217 183L216 189L213 186L214 184L212 185L213 186L212 189H210L211 188V184H209L210 182L208 183V185L210 187L206 184V182H207L206 177L207 176L204 177L202 175H196V173L194 175V172H193L194 170L191 172ZM145 170L148 172L147 168H145ZM158 170H159V173H158ZM175 171L173 173L178 176V173H176ZM183 172L184 171H182V173L179 172V175L183 174ZM99 173H100V177H98ZM163 173H165V172H163ZM90 174H91L92 178L90 177ZM95 174H96V176H95ZM116 174H118V173H116ZM160 174H162V173H160ZM168 174H169V172H168ZM185 174H183L184 179H185V177H184ZM187 174L185 176H187ZM134 175L130 176V178L133 177V179L131 178L130 180L132 182H134V184L136 186L137 184L140 183L138 181L139 176L138 175L134 176ZM149 175L151 176L150 171H149ZM247 176H248V178H247ZM93 177L94 178L98 177L97 178L98 182L96 183V185H97L96 191L99 194H96L97 196L93 195V187L91 186L92 183H90L92 181ZM151 177H153V175ZM181 177H182V175H181ZM188 177H187V179H188ZM234 177H233V179H234ZM259 177L261 180L259 179ZM5 178L6 177H4V179ZM175 178H176V176H175ZM222 178H223V180H222ZM160 179H162V178L160 177ZM160 179H159V181H160ZM163 179H168V178L163 177ZM163 179H162V181H163ZM208 179H209V177H208ZM88 180H89V183H88ZM147 180H148V177H147ZM217 180H216V182H217ZM178 181H180V183ZM210 181H212V179H210ZM145 182H147V184H149V187H150L151 181L149 180V183H148V181L145 180ZM155 182H158L157 179L155 180ZM155 182H152L151 187L156 186V185H153V184H155ZM164 182H165V180H164ZM203 182L205 184H202ZM178 183H179V185H178ZM245 183H250V185L246 184V185H248L246 187ZM251 183L254 184V186L253 185L252 186H253V189L256 190L252 194L253 196L256 197L255 203L251 202V204L257 205V202L260 200L261 203H260V206L258 208H260V210L263 211V215H262V213L258 215V213L260 212V211L258 212L256 210L258 208H255L254 206H250L249 201L246 198L247 197L246 196L247 188H248L247 193L249 192V187L252 188ZM258 183H260V184H258ZM167 184L169 185L168 187H166ZM65 185H67L68 187H66ZM174 185H175V187H174V194H173V191H171V189ZM3 186H4V184L0 183V187H3ZM170 186H171V188H170ZM187 186H188V189H187L186 183H185V186L183 185L182 187H185V189H187L186 192L188 194H190L189 193L190 190L192 191L194 188L197 189L195 186L194 187L192 186L191 188H189V185H187ZM206 186H208V187L206 188ZM176 187H177V189H176ZM233 187H235V188H233ZM24 189L25 188H23V190ZM68 189H70V191ZM80 189H81V191H80ZM234 189H235V191H234ZM253 189L251 192H253ZM240 190H241V192H240ZM78 191H80V192L78 193ZM72 192H74V194H72ZM194 192H195V190H194ZM257 193L259 196L257 195ZM152 194L154 196H157V197L154 198ZM171 194L174 197H172ZM74 195H76V197H74ZM205 195H206L207 201H210V204L206 203ZM213 195H214V193H213ZM70 196L73 197L74 200H73V198L71 199ZM92 196H95L96 198L95 197L93 198ZM101 196H103V197H101ZM135 196H136V198H135ZM147 196L150 197L151 199L153 197V199H154L153 204L157 207H161L159 209H162L160 211L159 209L156 208L157 209L156 211L159 210V212L164 213L165 218H166L164 221H167V223L170 222V224L163 222V223H160V225H159L157 223L156 225H154L155 228L153 227V225L150 226L151 223L147 224L148 221L145 220L146 215H143V214L146 212L148 207H150L151 209H154V207H151L150 201H146V200H148ZM217 196H218V198H217ZM228 196L234 200L233 201V203H235L234 207L237 208L238 211H239V209L244 210L246 208V211L250 212V215H251V213L254 214V218H255V213L257 214L256 219H255V221L257 220V222H254V224H258V227L260 229L259 232H260L261 236L258 233H257V236L255 235V233H256L255 230L257 228H254L255 226L253 227V223L251 224L250 222H248L247 219H246L245 223H243L244 221L242 220L241 217H239V219L235 220L236 216L238 214V212L236 213V210L234 212L235 216H233V217L231 216L230 212L232 209L234 210V207L232 206L231 210H230L229 206L227 208L225 207L227 201L226 202L222 201V200H224L223 198L228 199L227 198ZM238 196H239L240 202L238 201ZM119 197H120V200H119V204H120L119 207L120 208H117L116 204L118 205ZM12 198H11V200H12ZM88 198H89V200H88ZM104 198L106 199V202H105ZM130 198H131V200H130L131 202L129 201ZM245 198L247 199V201L245 200ZM135 199H136V201H140V202H136ZM212 199H215V201H212ZM252 199H253V197H252ZM44 200H45V198H44ZM125 200H126V204H125ZM160 200H161V198H160ZM173 200H172V204L174 205ZM186 200H189V197H187ZM122 201H123V203H122ZM242 201H244V203ZM245 201H246V203H245ZM253 201H254V199H253ZM134 202L137 204V207H135ZM141 202L143 203V207H142ZM189 202H191V201H189ZM211 202H213V204H211ZM223 202H224V204H223ZM230 202H231V200H230ZM5 203H7V204H5ZM127 203L130 204V206L128 205V207H127ZM131 203H133L134 206H132ZM203 203H204V205H202ZM233 203H231V204H233ZM140 204H141V208H140ZM184 204H186V203L184 202ZM227 204L231 205L229 203H227ZM46 205H47V207H46ZM58 205L59 206L61 205V208H64L65 210L64 209H63V211L60 210V212H58L59 210L56 211L57 209H59ZM108 205H110V206H108ZM146 205H147V207H146ZM200 205H202V206H200ZM258 205H259V202H258ZM95 206H96V208H93ZM122 206H124V208L127 207L126 208L128 210L127 216H125V214L122 213V211H123ZM144 206H145V209H144ZM88 207H89V209L91 208V210L95 209L94 211L93 210L91 211L92 213L94 212L91 217L88 214V211H90L88 209ZM252 207H253V209H252ZM262 207H263V209H262ZM54 208H55V210H54ZM129 208H131L132 210ZM167 208L169 209V211L167 210ZM115 209H118V210H115ZM137 209H138V211H137ZM176 209L178 210V212H175ZM193 209H196V210H193ZM154 211H155V209H154ZM56 212H57V215H56ZM91 212H89V213H91ZM108 212H106V213H108ZM167 212L170 213V215H168V217H166ZM195 212H196V214H195ZM242 212L243 211H240L239 213L242 214ZM199 213H201L202 217ZM19 214H20V217H18ZM53 214H55V215H53ZM138 214H140V215H138ZM194 214H195V216H194ZM241 214H238V215L241 216ZM190 215H191V217L192 216L193 217L191 218ZM243 215H244V212H243ZM6 216H8V217H6ZM246 216L244 215L243 219H245ZM258 216H261L260 218L263 222L259 219ZM200 217H201V219H200ZM234 217H235V219H234ZM247 217H248V219H252V221H254V218L252 216L249 217V214ZM257 217H258V219H257ZM116 218H118V220ZM171 218L173 219V221ZM208 218L209 219L213 218L211 220L212 226H213V222H215V219L217 218L216 221L217 220L218 221L216 222V226L214 225L215 227H212V226L210 227V224L202 225L201 231L203 230V233L205 232L207 234L206 235H205V233L199 234V236L196 233L194 234L193 231L194 230L198 231V229L201 227V224L204 223L203 220L205 221V219H208ZM237 218H238V216H237ZM25 220L28 224L25 222ZM90 220H92V221H90ZM111 220H112V222H111ZM113 220H116V221H114L115 223L113 222ZM142 220H143V222H142ZM137 221H138V223H137ZM155 222L156 221H154L152 223L155 224ZM211 222L209 220V223H211ZM220 222H221V224H220ZM116 223H117V226H116ZM123 223L124 222H122V224ZM190 223H191V225H190ZM207 223H208V221H207ZM217 223H218V227H217ZM239 223L241 225H239ZM71 224H72V226H71ZM145 224L147 226H145ZM204 224H206V222ZM224 224H225L224 229L226 230V232L224 231V229H222ZM249 224L255 230L253 229V231L251 232V236H248V240H245L247 238V235H245V238H244V234L242 235V230L243 229L247 230V228H248V230H250ZM120 225H121V223H120ZM158 225H159V227H158ZM24 226H25V228H24ZM184 226H183V228H184ZM194 226H195V228H194ZM3 227H4V229H3ZM123 227L126 228V223L123 224ZM174 227H176V226H174ZM196 227H198V228H196ZM226 227H228V228H226ZM230 227H231V229L233 227V230H231ZM17 228H18V230H17ZM19 228L21 230H19ZM26 228H27V232L25 231ZM71 228L73 229V233L75 231L74 238H73L74 245H73L72 255H70V257L69 256L68 257H62L60 254H58L57 250H58V247H59V244H60L62 238L65 236H68L70 234ZM190 228H192L194 230H191V232H189ZM10 229L12 231H10ZM154 229L155 230L159 229L160 232L157 230L155 231ZM166 229H167V232H166ZM176 229H178V227H176ZM228 229L230 230L231 233L228 231ZM2 230H3V232H2ZM142 230H144V233H142ZM161 231L163 234H161ZM174 231H176V230L173 229V231H171V232L173 233ZM176 233H177V231H176ZM198 233H199V231H198ZM244 233H245V231H244ZM162 235H163L162 240H164V241H160L159 237ZM249 235H250V233H249ZM139 236L142 237L140 240H139ZM151 236H154V237L157 236L156 240H154L153 242H151V240L149 241ZM173 236H175L174 240L177 239L174 242H173V238H172ZM178 236H179V234H178ZM137 237H138V239H137ZM218 237H219V234H218ZM157 239H158V241H157ZM167 239H168V241H171L173 243H170L169 245H168V243H167V245L166 244L163 245L162 243H164L165 240L167 242ZM184 240H185V237H184ZM176 241H177V244H175ZM210 241H211V239H210ZM159 242L163 246L159 247L158 246ZM190 242L188 240V243H190ZM212 242H215V241H212ZM212 242L210 243L211 246H212ZM231 242H233V243H231ZM261 242H262V244H261ZM216 244H219V242H217ZM227 244H228V246L238 245L239 248H238V246H237V248H235L236 246L233 248H228ZM101 245H103V244H101ZM241 245H242V247H241ZM6 246H7V248H6ZM9 246H13V247L15 246V248L18 247L17 250L21 248L22 252H20V255L18 253H14V252H7L6 249L12 251V249H10ZM98 246H100V245H98ZM152 246H154L155 248L154 247L152 248ZM197 246H199V245H197ZM213 246H214V244H213ZM224 246L226 247V250H223ZM23 248H24V250H23ZM172 248H176V250L173 251ZM177 248L178 249L181 248V249L177 251ZM204 249H205V247L203 248L202 253L204 252V254H205L207 252V250L206 249L204 250ZM190 250H191V253H193L191 255V253L189 252L190 256H194L192 258L195 259V261L193 260L195 264L196 263L199 264L198 262H200V264H202L201 258L203 259L204 263H206V264L210 263L206 260L207 256H209L208 252H207V255L201 254V258H199L200 255L198 257L199 252L197 250H194L192 252V246H191ZM211 250H213V247H211ZM170 251H173V253H175V255H173L172 252H171L172 254L169 255ZM195 251H196V254H195ZM89 252H88V254H89ZM186 252H188V250ZM13 254L16 256L15 260H14L15 256ZM4 255H7L8 257L6 256V258H2V257H4ZM87 255H86V257H87ZM86 257H85V259H86ZM182 257H184L183 254H182V256H180L179 259H182ZM211 257H212V255H211ZM219 257H220V259H219ZM189 258H191V257H189ZM197 258H199L200 260L199 259L197 260ZM85 259H84V261H85ZM175 259H177V257ZM208 260H209V257H208ZM210 260H212V259H210ZM173 261L174 260H172V263H173ZM174 262L177 263L178 261L176 260ZM83 264H84V262H83ZM178 264H180V262H178Z\"/></svg>",
  "mask_w": 264,
  "mask_h": 264
},
{
  "label": "crops",
  "instance_id": "obj_3",
  "mask_svg": "<svg viewBox=\"0 0 264 264\" xmlns=\"http://www.w3.org/2000/svg\"><path fill=\"white\" fill-rule=\"evenodd\" d=\"M105 245H115V244H103V245L95 247L87 255V257H86V259L84 261V264H105V263L102 262L101 258L98 255V251H99L100 247L101 246L104 247Z\"/></svg>",
  "mask_w": 264,
  "mask_h": 264
}]
</instances>
